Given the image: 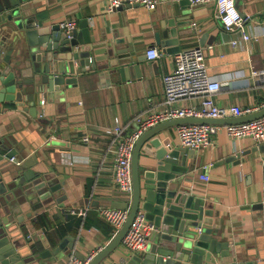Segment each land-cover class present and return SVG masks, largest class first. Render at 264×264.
<instances>
[{
	"label": "crops",
	"instance_id": "crops-1",
	"mask_svg": "<svg viewBox=\"0 0 264 264\" xmlns=\"http://www.w3.org/2000/svg\"><path fill=\"white\" fill-rule=\"evenodd\" d=\"M157 1L153 10L133 6L107 12L105 0H51V4L33 0L36 7H42V14L48 16L47 24L74 21V29L80 34L79 23H88L92 48L101 52L90 54L96 67L102 63L96 59L105 57L109 45L123 41L119 46L127 53L132 51L126 58L129 62L115 64L118 69L138 67L139 76L129 71L121 76L116 68L92 70L90 66L81 73L75 65L76 74L68 77L76 82L62 86V96L54 93L48 97L34 91L33 103L26 100L27 95H21L20 101L13 104L0 103V139L14 152L7 162L8 172L21 177L26 172L40 178L46 175L53 185H60L56 196L47 203L33 198L29 199L34 201L32 205L26 202L18 206L16 200L11 202L10 208L16 206L19 210L13 219L21 220L14 222L21 243V249L16 250L20 262L66 264L70 256L78 254L83 259L102 251L112 240V229L99 218L97 209L112 208L114 203L125 200L113 183L109 151L113 139L105 130L120 127L127 135L137 129L135 117L161 110V78L173 68L175 54L163 53L155 43L156 33L175 29L183 34L178 37L180 51L195 47L204 50L207 73L221 85L214 96L216 106L250 113L264 108V80L250 77L251 69H264L260 25L264 0H235L240 15L250 17L245 26L246 34L252 38L248 42L242 41L238 32L224 31L214 17L213 2L195 8L185 5L178 16L170 18L167 6L180 0ZM169 21L186 24L171 28ZM6 32L9 35L13 31L0 24V38ZM14 34L5 40L4 50L12 46ZM231 41L237 44L233 46ZM151 47L160 51L159 59L145 58ZM27 48L26 43L16 44L12 63L20 62V52ZM74 51L80 52V46ZM176 106L198 108L199 99L184 100ZM84 137L89 142H82ZM159 137L171 149L180 148L175 127L163 131ZM191 151L193 155L187 164L195 168L188 174L190 194L212 213L211 225L203 226L201 232L207 231L210 239L224 244L231 252L226 262L232 258L237 263L264 261V144L235 141L220 131L212 137L209 147ZM238 156L239 164L224 162ZM147 160L143 156L140 164ZM10 173L0 175V179L8 183ZM202 175L209 178L207 183L199 180ZM55 199H61L60 203ZM79 212L85 215L79 216ZM75 221L80 222L77 228L72 227ZM27 237L32 238L31 244L25 242ZM68 238L72 248L66 245L53 255ZM47 251L50 256L42 257ZM130 256L120 245L100 264H124Z\"/></svg>",
	"mask_w": 264,
	"mask_h": 264
},
{
	"label": "water",
	"instance_id": "water-1",
	"mask_svg": "<svg viewBox=\"0 0 264 264\" xmlns=\"http://www.w3.org/2000/svg\"><path fill=\"white\" fill-rule=\"evenodd\" d=\"M46 1L51 4V0ZM188 4V1L184 0L173 1L167 6L168 16L170 18L178 16L180 9ZM130 7L133 6L120 7L118 10ZM41 10L42 7H36L33 0H0V24L8 26L13 31L11 34L15 33L12 46L6 50L5 40L11 34L8 35L6 32L0 38V103L19 102L21 95H27L26 100L33 103L34 91L38 95L47 94L48 97L54 96V93L62 96L61 87L76 82L75 78L68 77L76 74L75 65L79 67L81 73L90 66L92 70L116 68L121 76L126 71L134 72L135 77L139 76L138 67L118 69L116 65L121 66L129 62L126 58L132 53L125 52L119 46L123 41L109 45L108 50L104 51L105 57L96 59L97 62H102L96 67L95 60L90 54L98 55L101 52H94L92 48L88 23L86 21L79 23L80 34L76 29L66 34L58 24H47L45 20L48 16L42 14ZM185 24L186 22L176 24L169 21L171 28L183 27ZM179 32L171 29L168 32L156 33L154 36L156 45L163 53L169 55L178 53L180 51L178 37L183 36ZM25 43L28 48L20 52V62L12 63L15 59L16 44L23 46ZM78 46L80 52L74 51ZM261 117H264V108L230 119H173L143 132L131 154V200L129 203H114L112 206L114 209H128L127 219L109 244L89 264H100L120 246L139 210L144 212L154 231L148 237L145 252L130 256L124 264H264V261L237 263L234 258L226 262L225 259L231 252L224 244L218 245L215 240L210 239L206 235L207 231L201 232L203 226L211 225L212 213L204 210V203L190 194L191 177L188 174L194 170L195 165H188L187 160L192 158L193 152L182 148L171 149L159 137L163 131L180 125L227 126L247 123ZM6 145L5 140L0 139V175L10 173L6 169L7 162L14 156V152L8 150ZM143 156L148 160L140 164ZM239 159L240 156L230 157L224 162L235 161L239 164L240 161H236ZM246 181H249V177ZM59 190L60 185H53L50 177L46 175L36 177L31 172L24 173L22 177L11 174L8 183L0 179V264L25 263L20 262L16 253V250L21 249V243L19 234L15 233L17 227L14 222L20 223L21 220L13 219L19 210L16 206L10 208L11 202L16 200L18 206L26 202L32 205L34 201L29 199L33 198L35 201L47 203ZM60 201L61 199H55L56 203ZM68 240L70 239L62 241L53 255L64 250ZM31 241V237L25 239L28 244H31ZM68 247L72 248L70 245ZM41 256L49 257L50 254L47 251ZM74 256L82 260L80 255Z\"/></svg>",
	"mask_w": 264,
	"mask_h": 264
},
{
	"label": "built area",
	"instance_id": "built-area-1",
	"mask_svg": "<svg viewBox=\"0 0 264 264\" xmlns=\"http://www.w3.org/2000/svg\"><path fill=\"white\" fill-rule=\"evenodd\" d=\"M107 12H112L125 6H142L147 10L156 8L157 0H105ZM191 8L206 6L213 2L214 17L226 32H238L242 41L248 42L249 37L245 32V26L250 17H242L235 6V0H187ZM262 21L260 23L262 36L264 37V6L262 9ZM59 27L66 34L75 28L74 21H63ZM235 46L236 41H231ZM161 57L157 48L151 47L146 51L145 58L150 61ZM204 50L195 47L179 51L173 57V68L161 78L162 83V108L157 112L147 115H139L134 118L137 129L129 134H123V129L114 127L105 130V134L113 140L109 147L112 154L113 183L117 191L122 195L125 203H129L132 196V180L130 160L133 147L146 130L163 122L182 118H206V119H230L250 114V110L239 108L224 109L216 106L214 96L220 91L221 85L212 80L205 66ZM250 77L256 80H264V69L250 70ZM199 99V107H178L176 104L189 99ZM222 131L228 138L235 141L251 140L256 144H264V117L259 119L227 126L215 125H180L175 127V135L180 148L186 150L205 149L211 145V139ZM82 142H89L84 137ZM13 161V160H12ZM199 180L207 183V176H199ZM99 218L112 229L113 237L124 225L128 209L98 208ZM84 216V212H79ZM154 231L153 225L145 218L142 211H138L121 242V246L130 254H142L147 246L148 237ZM100 252L90 253L82 260L74 255L70 256L66 264H89Z\"/></svg>",
	"mask_w": 264,
	"mask_h": 264
},
{
	"label": "trees",
	"instance_id": "trees-1",
	"mask_svg": "<svg viewBox=\"0 0 264 264\" xmlns=\"http://www.w3.org/2000/svg\"><path fill=\"white\" fill-rule=\"evenodd\" d=\"M79 225H80V222L79 221H75V223L72 225V227L77 228Z\"/></svg>",
	"mask_w": 264,
	"mask_h": 264
}]
</instances>
